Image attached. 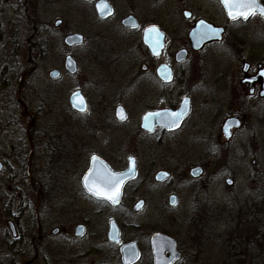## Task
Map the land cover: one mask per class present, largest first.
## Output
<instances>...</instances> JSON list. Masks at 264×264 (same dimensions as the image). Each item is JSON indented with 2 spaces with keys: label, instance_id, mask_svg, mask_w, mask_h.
<instances>
[{
  "label": "flooded vegetation",
  "instance_id": "obj_1",
  "mask_svg": "<svg viewBox=\"0 0 264 264\" xmlns=\"http://www.w3.org/2000/svg\"><path fill=\"white\" fill-rule=\"evenodd\" d=\"M173 1L0 0L2 83L9 73L17 75L34 73L38 69L33 60H47L49 51L56 50L59 54V48L63 52L58 57L64 56L62 68L49 69L46 76L52 83H60L65 79L73 83L67 103L68 113L72 118L70 170L74 180L71 185L60 182L58 187L49 184L59 183L58 181L46 180L45 190L42 185L44 192L40 191L42 182L35 184L37 188L39 187L38 202L62 203L64 209L71 204L94 205L98 207L96 213L101 215L98 220H102L108 210L117 215L116 219L111 218L109 222L106 221L97 228L89 217L80 214L76 209L71 219L65 217L56 219L61 224L56 223L54 219L45 218L43 210L36 217V232L33 230L35 227L27 228L31 233H28L25 242L28 240L32 243L35 257L25 261V264H141L144 261V264H155L153 239L157 235L175 242L179 260L174 264L184 262L189 251L191 255H187V261L191 262L198 258L196 249L188 251L176 235L159 229L161 223L152 222L145 228H140L136 223L130 224L121 219L126 218L125 214L138 217L151 204V199L155 201L163 195L158 201V207L151 214L154 219L167 220L169 215L181 207V193L185 191L184 189L188 186L197 187L204 175L205 169L199 165V157L183 166V161L187 160L186 156L190 153L189 149L156 154L150 147L152 145L150 141L156 137L160 139L194 127L188 125L193 118L191 112L194 102L188 91L195 87L201 88L197 81L199 79L195 77L199 67L191 70L183 68L193 55H199L212 45L228 43L231 39L229 37L231 28H243L242 33L232 35L233 42L228 44L239 56L243 55L247 60L243 61L241 69L243 78L240 85L243 93L241 95L232 93L229 101L230 110L239 106L240 111L231 112L221 126L225 140L230 141L235 133L241 131L244 121L239 115L247 111L248 102H264V81L261 75L264 69V38L253 40L249 30L250 21L253 19H258L264 26V17L257 13L246 21L241 18L229 19L221 1L212 0L221 7L226 20L218 25L203 17L192 19L194 14L192 9L204 7L205 0H199V4L196 0H184L180 5ZM258 2L264 6V0ZM172 7H183L181 21H172ZM200 20L222 28L224 33L220 41L211 42L199 51L194 49L189 35ZM150 28H157L163 35L162 47L158 52H151L144 44V36ZM173 34L176 35L175 42L178 43L176 48L171 46ZM72 35L81 36L82 42L67 46L65 39ZM68 57L76 64V69L72 73L66 70ZM12 59L17 60L20 65L15 60L12 62ZM81 59H86L87 64L83 65ZM255 59L261 62L253 69L251 64ZM20 60H27V67ZM164 66L166 67L162 68ZM53 71L59 73L57 78H51ZM181 89L182 91L185 89L184 95L181 94ZM77 92H80L85 100V112H79L72 106L71 97ZM182 104L189 105V112L178 126H171V123L170 126H161L157 122L158 118H155L157 114L170 115L171 112H177ZM221 111L222 107L217 114ZM39 113V109L30 113L33 122H37ZM55 115L56 112H52L53 118ZM147 115H153V119L144 123ZM228 120H237V123L229 131H225ZM80 134L81 137L75 139ZM126 138L134 142L135 139L143 138L147 141L145 144L148 147L138 149L137 153L130 152L137 145L122 144V140ZM54 140L56 143L57 139ZM157 161L165 162L167 166L151 170ZM0 164L1 172L4 163L0 161ZM95 165L96 169H100L96 174L98 177V174L107 175L103 166L115 175L127 171L131 165L135 169L136 175L123 186L117 205H113L111 200L96 196L97 188H91L90 191L89 187H86V181L88 185L90 184L89 172ZM199 168L202 169V174L195 177L193 171ZM160 173H164L165 176L159 178ZM29 183L32 184L31 181ZM225 184L232 187L233 180L226 178ZM114 192L115 189L110 194ZM190 201L191 199L186 200ZM250 206L251 203L248 201L244 211L246 219H249L246 223L249 229L250 215L257 214ZM60 208L62 207L57 209ZM123 208L125 212L122 211ZM19 220L20 218H16L10 224L14 240L18 238L16 229H23ZM193 220L196 223V214ZM65 222L71 224L72 229L65 228ZM239 224L245 225L243 222ZM262 225L264 226V222ZM237 226L238 224L232 230L236 231ZM131 227L133 232H140L141 229L144 235L127 237V231ZM249 240L251 239L247 238L245 241ZM186 241L191 242L190 239ZM237 243L235 240V245ZM84 244H87V248L79 251L78 248ZM133 244L135 248L131 247ZM132 249L138 252L136 260L130 259ZM165 256H169L168 251L165 252Z\"/></svg>",
  "mask_w": 264,
  "mask_h": 264
},
{
  "label": "rangeland",
  "instance_id": "obj_2",
  "mask_svg": "<svg viewBox=\"0 0 264 264\" xmlns=\"http://www.w3.org/2000/svg\"><path fill=\"white\" fill-rule=\"evenodd\" d=\"M196 1L199 4V0ZM183 2L173 1L178 5ZM204 3V7L192 9V19L203 17L218 25L226 21L221 7L214 1L205 0ZM182 8L172 7L173 22L182 20ZM249 26L253 40L264 38V26L258 19L250 21ZM242 30L231 28L228 43L206 48L199 55H193L183 67L188 70L199 67L195 77L199 79L197 81L201 88L195 87L188 91L194 99L191 112L193 118L188 125L194 127L150 141V147L156 154L189 149L190 153L186 156L187 160L183 161V166L199 157V165L205 169L199 185L184 189L181 193V207L169 215L167 220L154 219L151 214L163 195L155 201L151 199V204L138 217L125 214L126 218L121 219L130 224L136 223L140 228L152 222L161 223L159 229L176 235L184 248L198 251L196 260L187 261V255H191L189 251L180 264H264V102H248L247 111L239 115L244 121L242 129L230 141L225 140L221 133V126L229 114L240 111L239 106L230 110L229 101L232 93H243L240 85L243 78L241 69L243 61L247 59L243 55L239 56L228 44L233 42L232 35L240 34ZM175 36L173 34L171 41L173 48L178 44ZM61 50L59 48V54L62 55ZM59 54L56 50H50L47 60H33L38 69L34 73H9L4 83L3 76H0V161L4 163L0 172V264H25V261L35 257L32 243L28 240L25 242L26 236L31 233L27 228L35 227L33 230L36 232V217L43 210L45 218L60 223L56 219H71L76 209L89 217L97 228L117 217L115 212L108 210L103 219L98 220L101 216L96 213L98 207L89 204H71L64 209L62 203L38 202L39 187L35 184L42 182V192V185L44 190L46 188V180L58 181L56 184L49 183L55 187L60 182L71 185L74 180L70 170L72 118L67 103L73 83L68 79L52 83L46 76L49 69L62 68L64 56L58 57ZM20 61L27 67V60ZM260 62L255 59L251 64L253 69ZM81 63L85 65L87 60L81 59ZM183 92L186 93L185 89L182 95ZM220 107L223 111L217 114ZM35 109L40 110L37 122H33L30 116ZM52 112L57 114L54 118ZM54 138L57 139L56 143ZM146 142L143 138L135 139V142L127 138L122 140V144L137 145L130 150L134 153L148 147ZM163 166L167 164L157 161L151 170ZM226 178L233 180L232 187H227ZM189 199L191 201L186 202ZM248 201L251 203L250 208L257 213L249 217L250 229L246 225L249 219H246L244 212ZM122 211L125 212V208ZM195 214L196 223L193 220ZM16 218H20L19 223L23 229H16L18 238L14 240L10 224ZM241 222L245 225L241 226ZM71 223L73 225L74 220ZM236 224L238 226L234 231L232 229ZM72 225L67 222L64 224L67 229H72ZM137 234L144 235V231L140 229V232H133L131 227L126 236ZM234 238L238 242L236 245L235 240H231ZM247 238L251 240L245 241ZM188 239L190 243L186 241ZM86 246H80L79 251H83L80 249ZM72 250L74 252L75 248Z\"/></svg>",
  "mask_w": 264,
  "mask_h": 264
},
{
  "label": "water",
  "instance_id": "obj_3",
  "mask_svg": "<svg viewBox=\"0 0 264 264\" xmlns=\"http://www.w3.org/2000/svg\"><path fill=\"white\" fill-rule=\"evenodd\" d=\"M222 5H223V8L226 14L228 15V11L225 8L223 3ZM228 17L229 19H232L230 18L229 15ZM186 18H189V17H186ZM241 19L243 18L241 17ZM243 20L246 21L247 19H243ZM223 33L224 32L222 28L216 27L213 24L205 20H200L199 22H197L195 27L190 31L189 37L193 44L194 49L200 51L207 44H210L211 42H215V41H220L223 36ZM151 36H153L154 38L150 39ZM162 37L163 35L159 32L157 28H150L147 34L144 36V44L150 49L151 52H154V51L158 52L159 50H161V47H162ZM80 42H82V37L79 35H72L65 39V44L67 46H71L72 44H76ZM75 65L76 64L74 60L68 57L67 63H66V70L72 73L76 69ZM165 67L166 66L162 68H165ZM261 75L264 81V69ZM50 76L51 78H57L59 76V73L57 71H53ZM71 103H72L73 108L76 109L77 111L85 112L86 103L80 92L75 93L71 97ZM188 112H189V105L182 104L181 108L177 112H171L170 115L167 113L157 114L155 118H158L157 122H159L161 126H170V123H171V126H178L180 122L186 117ZM150 119H153V115H150V116L147 115L144 123H147ZM236 123H237V120H228L225 125V131H229L232 128V126H234ZM103 168L107 172V175L104 176L102 174H98L99 177L96 176V174L98 170L100 169H96V165L94 168L91 169V172H89L91 173V179L89 180L90 184L88 185V187L95 188V189L97 188L98 195L96 196H98L101 199H106L105 197H107L108 195H114L115 193L118 192L119 193L118 201H119L123 186L128 181H130L131 179L135 177L136 175L135 169L131 165L127 171L121 174L115 175L112 172H110V170L107 169L106 166H103ZM0 169H1V164H0ZM201 174H202L201 168H199V170L193 171V175L195 177H198V176L200 177ZM164 176H165L164 173H160L158 177L163 178ZM113 181H115L117 186L115 188L114 194H110L109 189L111 185L113 184ZM112 204L117 205L118 202L112 203ZM153 240H155V246H154L155 264H174L176 261L179 260V253L177 252L174 241L166 237H163L161 235H157ZM131 247L135 248V244L131 245ZM166 251L169 252L168 257L165 256ZM136 258H138V252L136 249H132L130 259L136 260Z\"/></svg>",
  "mask_w": 264,
  "mask_h": 264
},
{
  "label": "snow or ice",
  "instance_id": "obj_4",
  "mask_svg": "<svg viewBox=\"0 0 264 264\" xmlns=\"http://www.w3.org/2000/svg\"><path fill=\"white\" fill-rule=\"evenodd\" d=\"M221 3L224 4L225 8L228 11V15L233 20H236L241 17L243 19H248L250 15H255L257 13H259L261 16H264V6H261L258 0H221ZM85 183L87 187L88 186L87 181ZM116 186L117 184L113 183L109 191L112 192V190L115 189ZM89 190L92 191L91 188H89ZM105 198L111 200L112 203H117L119 198V193L117 192L114 195H108Z\"/></svg>",
  "mask_w": 264,
  "mask_h": 264
}]
</instances>
